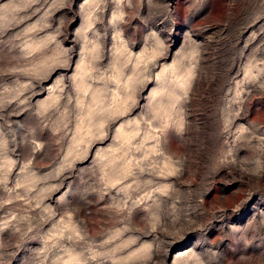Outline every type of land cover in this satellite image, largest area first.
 <instances>
[{
	"label": "rangeland",
	"instance_id": "374dc122",
	"mask_svg": "<svg viewBox=\"0 0 264 264\" xmlns=\"http://www.w3.org/2000/svg\"><path fill=\"white\" fill-rule=\"evenodd\" d=\"M0 264H264V0H0Z\"/></svg>",
	"mask_w": 264,
	"mask_h": 264
}]
</instances>
